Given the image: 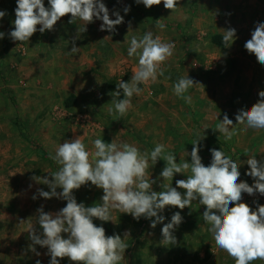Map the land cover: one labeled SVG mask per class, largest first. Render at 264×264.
Here are the masks:
<instances>
[{"label": "rangeland", "instance_id": "1", "mask_svg": "<svg viewBox=\"0 0 264 264\" xmlns=\"http://www.w3.org/2000/svg\"><path fill=\"white\" fill-rule=\"evenodd\" d=\"M103 2L111 19L116 18L115 12L124 18L114 32L101 31L102 20L94 19L86 32L78 33V27L85 25L80 21L70 23L69 14L53 30H37L21 44L10 36L17 0H0V11L6 13L0 19V33H4L0 39V264H50L46 248L36 245L35 252L31 250L28 231L32 226L38 234L42 231L37 223L41 207L46 213H56L67 202L40 197L38 189L51 190L32 178H50L49 173L58 170L50 155L61 143L84 133L83 142L89 151L97 138L105 143L115 138L118 143L135 145L141 152H150L162 143L165 154H174L177 163L181 159L191 163L192 143L200 140L204 166L211 164V149L222 150L239 165V182L249 186L255 181L247 175V160L255 155L264 163V130L246 129L235 120L237 113L250 110L264 91V65L244 47L256 24L264 23V0H178L174 13L163 3L148 9L136 0ZM44 4L50 7L48 0ZM125 8H130L127 14ZM158 23L164 25L163 29ZM227 29L236 30L229 46L223 42V30ZM147 32L174 43L173 55L162 66L164 75L140 96L134 95L127 113L114 119L108 111L112 93L120 81H131L138 64V58L127 55L126 36L130 41ZM73 44L79 48L77 53H70ZM187 76L201 85L185 94L191 96V103L174 96L172 89ZM225 114L235 126L231 140L215 130ZM164 167L163 159L153 166L150 162L147 176L155 181L153 191H163L160 174ZM186 179L185 174H175L168 183L183 195L185 190L179 189L176 181ZM73 195L78 204L92 207L102 203L104 193L88 182ZM249 197L244 193L241 202ZM256 197L264 202V196ZM205 210L198 201L183 210L169 206L160 213L164 223L154 229L150 220H137L118 211L113 212L114 222L94 218L93 223L104 227L106 236L118 234L123 239L125 233L129 234L128 248L119 264H217L218 260L223 261L220 264H235L226 252L216 253L210 226L202 218ZM176 212L183 218L173 231L176 244L164 246L162 228ZM62 236L68 238L66 233ZM200 247L201 253L195 250ZM60 264L72 262L64 258Z\"/></svg>", "mask_w": 264, "mask_h": 264}, {"label": "clouds", "instance_id": "2", "mask_svg": "<svg viewBox=\"0 0 264 264\" xmlns=\"http://www.w3.org/2000/svg\"><path fill=\"white\" fill-rule=\"evenodd\" d=\"M50 7L46 8L44 0H17L15 9L14 30L11 39L21 44L30 40L37 32L51 31L57 22L67 15H71L70 23L83 22L85 27L79 28L78 33L87 31V25L94 19L102 20L101 31L114 32L116 26L124 23L119 12L113 13L115 19L110 18L109 9L103 0H48ZM151 9L153 6H163L173 13L177 9L178 0H136ZM130 8H125L127 14ZM6 13L0 11V19ZM160 20H158L159 22ZM163 29L164 25L158 23ZM132 32L129 26V33ZM225 46L233 43L236 36L235 29L223 30ZM126 36L125 43L129 44L128 57L138 58V64L133 69L130 82L120 81L117 91L112 93L114 99L109 103V114L116 118L122 117L132 106V97L140 96L142 92L159 76L164 75L163 65L173 55L174 43L163 42L159 35L153 37L151 32L142 38L133 36L130 41ZM4 33H0V39ZM108 38V37H106ZM105 38V39H106ZM244 47L250 54H254L257 61L264 65V23H257ZM79 48L74 44L70 53H77ZM141 85L144 87L142 88ZM196 84L188 76L180 78L173 86V95L191 103L190 95H185ZM123 98L121 99V91ZM260 100L250 110H240L235 116L238 125H245L246 129L264 130V91L259 93ZM216 131L226 140L235 135L233 121L225 114L223 120L216 125ZM61 143L54 155H50L58 170L51 172L50 178L33 177L37 183L47 185L49 191L38 189V195L44 199H62L66 206L56 213H46L41 207L38 210L37 223L42 231L38 234L30 227L29 246L35 252L39 245L47 249L50 264H60V260L68 258L72 264H119L124 259L129 234L106 236L104 227L96 226L93 219L102 222H114L113 212L130 214L135 219L141 217L151 221L154 229L158 223H164V216L160 215L167 207L180 210L191 208L193 201L205 206L203 221L209 225L216 247L228 254L235 264H253L264 261V206L257 205L253 211L242 201V194L252 196L257 192L264 196V163L259 162L255 155L250 156L247 164L250 167L248 176L255 183L249 186L246 182H239L240 171L237 162L226 156L222 150L211 149L212 161L210 166H204L199 155L200 147L197 140L190 156L191 163L181 159L176 162L174 154H165V145L157 143L150 152H141L135 145L127 142L105 143L97 138L92 141L93 150L86 149L84 137ZM166 161V167L160 176L164 183L163 191L152 190L155 183L147 176V170L158 160ZM175 174H185L186 180L176 181L179 189L185 190L182 195L169 181H173ZM91 182L102 189V203L92 207L78 204L74 190ZM57 189H62L58 192ZM37 197L33 196L35 200ZM235 205L230 207V205ZM155 218V219H153ZM180 212L171 217V222L162 228V245L176 244L173 231L182 223ZM24 222L22 221L21 224ZM68 234L64 238L62 234ZM39 255V253H36ZM40 264V261H37Z\"/></svg>", "mask_w": 264, "mask_h": 264}, {"label": "built area", "instance_id": "3", "mask_svg": "<svg viewBox=\"0 0 264 264\" xmlns=\"http://www.w3.org/2000/svg\"><path fill=\"white\" fill-rule=\"evenodd\" d=\"M38 30L40 26H37ZM245 203L252 208L253 211L257 210V205H262L264 206V202L260 201L256 196H250L249 198L246 199Z\"/></svg>", "mask_w": 264, "mask_h": 264}, {"label": "crops", "instance_id": "4", "mask_svg": "<svg viewBox=\"0 0 264 264\" xmlns=\"http://www.w3.org/2000/svg\"><path fill=\"white\" fill-rule=\"evenodd\" d=\"M97 43V42H96ZM102 45H104L103 43H102ZM90 53H92V52H88V54H90ZM29 65L32 67V65H31V63H29ZM25 68V67H24ZM28 74H31V75H33L34 73H28ZM244 194H242V196H243ZM260 195V194H259ZM258 194H256V196H259ZM261 196V195H260ZM235 206V205H234ZM234 206H230V207H234ZM196 251H200V253L203 251V248L202 247H200L199 249H195ZM218 250L219 249H217L216 250V253H218ZM193 255H195V253L193 254ZM201 256H203V255H201ZM223 261H221V260H218L217 261V264H220V263H222ZM203 264L204 263H206V262H202ZM196 264H199L198 262H196Z\"/></svg>", "mask_w": 264, "mask_h": 264}, {"label": "trees", "instance_id": "5", "mask_svg": "<svg viewBox=\"0 0 264 264\" xmlns=\"http://www.w3.org/2000/svg\"><path fill=\"white\" fill-rule=\"evenodd\" d=\"M24 44V43H23ZM230 206H234V204L233 205H230Z\"/></svg>", "mask_w": 264, "mask_h": 264}]
</instances>
